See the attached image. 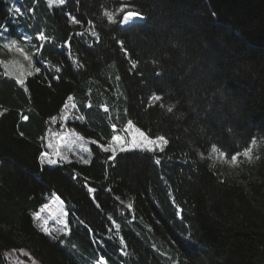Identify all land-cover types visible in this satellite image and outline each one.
<instances>
[{"label": "trees", "instance_id": "16d2710c", "mask_svg": "<svg viewBox=\"0 0 264 264\" xmlns=\"http://www.w3.org/2000/svg\"><path fill=\"white\" fill-rule=\"evenodd\" d=\"M18 3L23 15L15 18L10 1L0 0V24L18 39L23 32L32 36L30 54L39 46L37 33L48 36L41 56L50 66L33 56L41 71L27 78L25 91L0 64V264L19 250L40 264H264V0ZM121 4L134 5L125 11L146 19L123 29L109 24L104 11L115 13ZM68 13L81 24L70 23ZM93 25L99 43L86 31ZM65 42L83 68L60 47ZM130 60L137 62L131 72ZM153 92L179 101L174 112L146 108ZM69 95L85 122L68 126L86 138L107 144L111 125L120 129L131 119L169 144L155 156L125 152L115 161L91 144L89 164L42 166L51 117H59ZM89 103L93 107L85 108ZM253 139L251 163L242 157L237 167L217 154L208 157L212 143L232 153ZM85 184L97 189L100 208ZM53 193L64 201L71 229L58 238L42 232L33 218ZM71 245L93 259L77 261Z\"/></svg>", "mask_w": 264, "mask_h": 264}, {"label": "snow or ice", "instance_id": "6c2138e0", "mask_svg": "<svg viewBox=\"0 0 264 264\" xmlns=\"http://www.w3.org/2000/svg\"><path fill=\"white\" fill-rule=\"evenodd\" d=\"M67 2V0H49V4L51 5L52 3H56L58 5H65ZM134 5L131 4H121V6L119 8L116 9L115 13L109 10H105L103 15L107 18V21L109 24H119L120 28L123 29L124 26L128 25H136L141 21H144L146 19V17L144 16L143 13L135 11V10H129V11H125V8H132L134 9ZM120 13H123V15L120 17L119 21L116 20V16H118ZM11 14L15 17L16 14H21L23 15V13L21 12V8L19 6L14 7V10L11 12ZM68 19L70 21V23L73 24H81L80 20H77L76 17L74 15H72L71 13H68ZM89 24H91V21H88ZM88 31V34L94 38L95 42L99 43L100 41V33L95 31V25L92 26V30H86ZM76 36L78 37H83L85 36L84 32H77L75 33ZM12 34L9 30V28L4 25V24H0V40H3L4 43L2 45H0V47H2L3 49L11 52L13 50H15L16 52L20 53L21 55L24 56V58L26 60L29 61V64H33V60L32 57L36 56L38 58V62L41 66L44 67H49L50 65H48L46 63V56H41V50L45 49V42L49 41V37L46 36L43 32H38L35 39L37 41H39V46H36L35 44L33 45V48L35 49V51L29 55L28 52L25 51V47L22 46L24 43L30 42L33 37L29 36L27 33H24L22 35H20L19 39L20 42L18 43L17 38H11ZM71 40V37H69V41ZM117 43L120 45L121 51L124 52L125 56H127V50L124 48V44H123V40H119L117 41ZM89 47H92L91 44L88 45ZM61 48H67V55L70 59H73V65L77 68H83L84 65L82 63H80L78 60L73 58V54L71 52V46L69 42H65L64 45L60 46ZM0 63H2V61H0ZM130 69L129 71L131 72L132 70H135L137 68V62L135 60H130ZM54 67L55 72L56 73H60L61 72V67L59 66H51ZM35 72L39 73L41 71V67H35ZM29 76L32 75L31 72L28 73ZM156 75H160L159 72L156 73ZM55 80H59L60 76H55L53 77ZM117 80L120 79L119 76L116 77ZM17 83L20 84L21 87H24L25 91H27V87L25 85V80L23 78H18L17 79ZM74 97L69 95L67 97V101H73ZM179 103V101H176L175 103H171V102H167L164 99L163 95L160 94H156L155 92H153L149 97H148V101L146 104V108H151V107H155V106H159V108L161 109H165L167 113H173L174 109H176L177 104ZM69 107H71L72 109H75L77 114L73 116V122L75 121H81L84 122V116L78 114L79 113V108L77 106L76 103H72L71 106L69 105L68 102H65L63 105V108L61 109L60 115L59 117L53 116L51 117V123L52 124H56L57 121L59 120L61 123L62 127H66V122L68 121V114L65 112L66 109H69ZM85 108H92L93 106L89 103L84 105ZM101 108L103 109V111L105 113L109 112V108L105 105H101ZM125 115H127V109L124 110ZM0 115H2V113H0ZM24 120H27L28 117L24 116L23 117ZM112 131L114 133V135H112L111 139L107 142V144H103V143H98L96 140H91L89 141V143L97 145V147L104 153H110V155L107 157V160L109 161H115L116 157L118 155V153H125V152H139V153H151L153 154V156H155V154L157 153V151L163 153L165 151V147L169 144V139L166 138L164 135H157L155 137H151L148 134H146L145 131H143L141 128L137 127L133 121L131 119L127 120L126 124L124 125L123 128L118 129L117 125L114 123L111 125ZM203 130V129H201ZM185 131H187V129H185ZM69 134L78 137L80 140H84L83 136H80L79 133H77L75 131V128L73 127L72 129L69 130ZM43 139V138H42ZM61 140H63V137H61ZM256 144V140L253 139L251 141V143L246 146L245 148H243V150L240 151H235L232 153H229V151L226 148H223L221 146H218L216 143H212L209 146V152H208V157L211 158L212 154H217L218 158L222 161V162H227L230 163L232 165H236L237 167L240 166V164L242 163L241 158L243 157L246 161H248L249 163H251L253 161V145ZM49 147H51L49 145ZM82 151H89V149L87 148H83L81 149ZM57 155L59 156V160L58 159H53L50 157L49 152L45 151L42 152L40 155V163L43 166L45 163H47L48 165L51 166H56L58 165V163L64 162L67 160L66 157L64 156H60L59 153H57ZM199 157L201 160H203L205 158V153L203 151H200L198 153ZM258 159V157H257ZM80 161L84 164H89L90 161L87 159H84L83 156L80 157ZM68 163H71L70 160L67 161ZM160 158L159 157H155V163L157 165L160 164ZM223 182V181H221ZM84 187L87 189V193L89 194L90 198L92 199V201L95 203V206L97 208H100L101 205L99 202H97V198H96V191L97 189L94 187H88L87 184L84 185ZM106 191H108L109 193H111V189H107ZM53 199L56 201H59V203L61 205H63L64 201L60 200L59 196H56L55 193H53ZM116 200H120L119 196L115 197ZM121 203H123V201H120ZM173 203H175V201H173ZM48 207V205H45L44 208L41 209V211L46 210ZM129 208H131V205H128ZM182 211V209H177V215L180 214V212ZM62 215L67 216L68 212H63ZM36 219H39V215L36 216ZM80 224H84L83 220H79V218H75ZM108 219L111 220L112 217L108 216ZM64 227L61 231H63L65 233V235H68L71 232V229L69 228L68 222L64 221ZM113 223L115 224V221H113ZM44 224L47 225V221H44ZM86 228H88V225H84ZM117 229H119L120 225L116 224L115 225ZM42 230L48 234L49 236H51V232L50 230L45 226L42 228ZM88 231L91 232V228H88ZM109 231H111V229H109ZM121 242L122 239H121ZM61 243H63V241H61ZM73 247H75V245H73ZM22 254L26 257H28L29 260L32 261V264H37V262L32 259V257L30 256L29 253L24 252L23 250H21ZM103 259V258H102ZM18 264H24L23 261H19Z\"/></svg>", "mask_w": 264, "mask_h": 264}, {"label": "rangeland", "instance_id": "374dc122", "mask_svg": "<svg viewBox=\"0 0 264 264\" xmlns=\"http://www.w3.org/2000/svg\"><path fill=\"white\" fill-rule=\"evenodd\" d=\"M9 1L11 4L12 11L14 10V7L19 6V3H18L19 0H9ZM46 1L48 5L51 7L60 6L56 3H52L50 5L49 0H46ZM19 15L21 14H16L15 18H17ZM24 33L25 32H23V34ZM11 38H16V36L12 35ZM17 40L19 43L20 40L18 38ZM3 43L4 41L0 40V45H2ZM30 45H31V41L24 43L22 46H24L25 51L28 52L27 48ZM29 55L31 54L29 53ZM0 61H2V63L0 64L5 70V73L16 79L23 78L26 81L27 78L30 77L28 73L31 72L33 74V72L35 71L34 64H29V61L26 60L23 55L16 52L15 50L9 52L3 49L2 47H0ZM68 103L71 106V104L75 102L73 100V101H68ZM65 112L68 114V121L66 122V127H62L59 120L57 121L56 124H53V126L48 131L47 136H46L45 151L49 152L50 157L53 159L59 160V156L57 155V153H59L60 156H64L67 158L66 161L58 163V165L63 164V163H68L67 162L68 160H70L71 162L78 161L82 163L80 161L81 156H83L84 159L91 161L92 153H91V143H89V141L94 140V139L86 138L76 129L75 131L79 133L80 136H83L84 140H80L78 137L70 135L69 130L72 129L73 127L68 126V124L69 122H73V116L76 115L77 112L75 109H72L71 107H69V109H66ZM76 122L83 123L81 121H76ZM61 137H63V140H61ZM49 145L51 147H49ZM82 147L89 149V151H82L81 150ZM45 164L48 165L47 163ZM229 165H232V164L229 163ZM48 166L56 167V166H51V165H48ZM45 205H48L47 209L44 211H41V209L44 208ZM45 205L37 213L33 214V218L35 220L36 226L42 232H44L42 228L46 226L52 234L50 237L58 238L59 236L65 235V233L61 231L64 227L63 222L67 221V216L62 215L63 212L65 211L67 212V208L65 204L63 203V205H61L59 201L54 200L53 195H51L48 197V201ZM37 215H39V219H36ZM45 220L47 221V225L44 224ZM23 251L29 253L27 250H23ZM69 251L74 256V258L79 262L87 261L88 259H93L92 254H88V255L81 254V252L76 249V246L73 247V245H71V248L69 249ZM6 255L9 260L8 264H18L19 261H23L24 264H32V261L29 260L28 257L24 256L21 250L10 251ZM30 256L32 257V259H34L37 262V264H40L31 254ZM95 264H106V263L103 260H100L99 262Z\"/></svg>", "mask_w": 264, "mask_h": 264}]
</instances>
